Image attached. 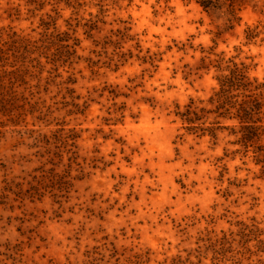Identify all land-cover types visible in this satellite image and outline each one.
<instances>
[{
  "label": "rangeland",
  "instance_id": "obj_1",
  "mask_svg": "<svg viewBox=\"0 0 264 264\" xmlns=\"http://www.w3.org/2000/svg\"><path fill=\"white\" fill-rule=\"evenodd\" d=\"M0 0V264H264V0Z\"/></svg>",
  "mask_w": 264,
  "mask_h": 264
},
{
  "label": "trees",
  "instance_id": "obj_2",
  "mask_svg": "<svg viewBox=\"0 0 264 264\" xmlns=\"http://www.w3.org/2000/svg\"><path fill=\"white\" fill-rule=\"evenodd\" d=\"M199 3L205 7V8H208V7H218V3L219 1L218 0H199Z\"/></svg>",
  "mask_w": 264,
  "mask_h": 264
}]
</instances>
